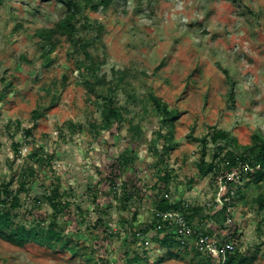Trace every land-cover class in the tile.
Returning a JSON list of instances; mask_svg holds the SVG:
<instances>
[{
    "label": "rangeland",
    "instance_id": "1",
    "mask_svg": "<svg viewBox=\"0 0 264 264\" xmlns=\"http://www.w3.org/2000/svg\"><path fill=\"white\" fill-rule=\"evenodd\" d=\"M109 1L98 10L91 7L100 0L80 3V35L96 39L102 27L88 48L94 77L84 80L83 57L64 39L43 50L36 42L38 29L64 15L62 4L0 0V185L18 199L14 227L46 231L54 222L62 231L55 249L0 238V264H200V234L221 225L205 218L211 211L185 221L188 234L176 230L177 239L172 231L181 246L168 248L165 233L144 235L142 227L160 196L209 201L212 178L198 177V163L203 151L210 161L217 145L204 148L202 138L228 132L221 155H237L264 137V0ZM150 94L177 115L173 129L155 114ZM104 96L122 114L110 129L101 117ZM168 137L172 148L158 163ZM123 157L128 163L112 169ZM164 172L166 185L158 180ZM240 181L224 226L251 264H264V212L253 202L259 190ZM124 183L139 189L130 202Z\"/></svg>",
    "mask_w": 264,
    "mask_h": 264
},
{
    "label": "trees",
    "instance_id": "2",
    "mask_svg": "<svg viewBox=\"0 0 264 264\" xmlns=\"http://www.w3.org/2000/svg\"><path fill=\"white\" fill-rule=\"evenodd\" d=\"M63 5L65 11L64 15L52 26L40 28L35 32L36 42L40 50L45 48H53L60 42V39H64L75 53L82 55L83 59L80 61L78 69L82 70V78L85 80L86 76L94 77L95 63L88 50L91 44H96L99 41L100 32L102 27L99 25L96 27V39L85 38L80 35V31L85 29V25L78 27V21L80 18V3L81 0H56ZM109 0H100V4L89 5L90 0H84L86 6L98 10V6H107ZM87 81V89L95 93L93 86ZM103 110L101 113L103 127L110 129L113 124H119L122 120V114L118 106L114 103L111 96H104ZM149 102L158 116L162 117L161 123L167 126L169 129H173L177 115L175 112L170 111L168 106L161 101V99L155 97L153 94L149 95ZM40 114L34 111L33 118L37 119ZM208 138V139H207ZM230 139L228 132L217 130L212 132L208 137L201 139V144L205 148L207 143H211L216 146L215 153L210 161L205 160L204 151L199 159L198 177L200 179L210 176L214 185L213 194L210 196L208 202L202 205H183V202L170 201L168 197L160 196L154 205L153 209V221L148 225H145L141 229L142 234H147L149 231L154 230L156 233H165L161 243L171 248L176 245H180V241H174L171 235L176 234L177 224L174 217L164 218V214H181L183 219L189 224L198 214L208 210L211 214L205 216L207 220H211L214 217L213 223H220V227L212 225L210 229L201 233L203 237L216 238L217 246L219 249L225 243H231L233 245L232 250H226L223 255L213 256L207 250L204 252L197 251V256L200 257L201 263L204 264L206 258L210 259L211 264H251L248 254H242L235 242V234L228 237L227 227L224 226V222L229 218V211L235 196L237 197L242 190L241 181H245V186L253 184L257 186L259 190L258 196L253 200L259 213L264 212V137L255 136L250 146L244 148V152L241 154H233L232 152L223 153V148L218 144L221 141H227ZM172 137L166 139L167 146L162 148L163 152L158 157V163H164L163 155L171 149L170 142ZM126 158H122L117 161L116 165H111V168L116 170L115 167L121 168L127 164ZM232 175V178H229ZM170 176L167 172H164L159 177L160 183L166 185ZM238 180V181H237ZM122 197L125 202H130L139 193V189L132 183H124L122 185ZM220 190V191H219ZM57 190L53 191L52 208L57 209L58 204L55 203L57 198ZM219 194L222 205L216 202V196ZM4 196V198H3ZM19 207L18 199L16 196H11L8 193L7 185H0V238L8 241L18 247H23L29 240H34L38 245L47 247L49 249H55L58 243L62 240V231L54 223H50L47 230H35L33 228H26L25 226L13 225L14 214L13 211ZM222 217V222L218 220V217ZM224 231V236H218L213 234L215 232ZM173 231V232H172ZM178 239V238H177ZM167 255L170 257L179 258L178 252L168 251ZM223 256V257H222ZM222 260H224L222 262ZM130 262V261H129Z\"/></svg>",
    "mask_w": 264,
    "mask_h": 264
},
{
    "label": "built area",
    "instance_id": "3",
    "mask_svg": "<svg viewBox=\"0 0 264 264\" xmlns=\"http://www.w3.org/2000/svg\"><path fill=\"white\" fill-rule=\"evenodd\" d=\"M229 178H232V175H229ZM220 191V190H219ZM218 197L219 202H221L222 205V200L219 196V194H217L216 198ZM217 202V201H216ZM218 203V202H217ZM164 218H169V217H174L175 218V223L177 224V231L180 234H188L190 232V229L187 225V223L185 222V220L183 219V217L181 216V214H164L163 216ZM198 238V237H197ZM199 242L201 244V246L205 247V249L213 254L212 252L216 251L217 252V256H219L220 254L223 255L224 252L226 250H232L233 249V245L231 243H225L221 249L218 248L217 246V240L216 238H207V237H203L201 236L199 238ZM223 257V256H222ZM224 260H222L223 262Z\"/></svg>",
    "mask_w": 264,
    "mask_h": 264
}]
</instances>
